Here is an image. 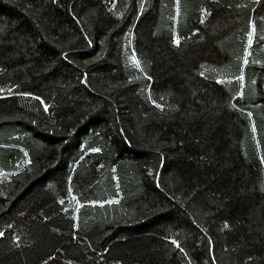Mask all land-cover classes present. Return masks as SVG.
I'll return each instance as SVG.
<instances>
[{
  "label": "trees",
  "instance_id": "obj_1",
  "mask_svg": "<svg viewBox=\"0 0 264 264\" xmlns=\"http://www.w3.org/2000/svg\"><path fill=\"white\" fill-rule=\"evenodd\" d=\"M0 264H264V0H0Z\"/></svg>",
  "mask_w": 264,
  "mask_h": 264
},
{
  "label": "snow or ice",
  "instance_id": "obj_2",
  "mask_svg": "<svg viewBox=\"0 0 264 264\" xmlns=\"http://www.w3.org/2000/svg\"><path fill=\"white\" fill-rule=\"evenodd\" d=\"M174 43H178V41L175 39V37H174V41H173ZM138 63V62H137Z\"/></svg>",
  "mask_w": 264,
  "mask_h": 264
}]
</instances>
